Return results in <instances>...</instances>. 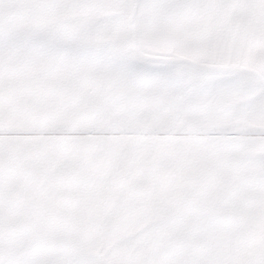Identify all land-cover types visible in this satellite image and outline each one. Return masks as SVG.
<instances>
[{
    "label": "snow or ice",
    "instance_id": "snow-or-ice-1",
    "mask_svg": "<svg viewBox=\"0 0 264 264\" xmlns=\"http://www.w3.org/2000/svg\"><path fill=\"white\" fill-rule=\"evenodd\" d=\"M0 264H264V0H0Z\"/></svg>",
    "mask_w": 264,
    "mask_h": 264
}]
</instances>
